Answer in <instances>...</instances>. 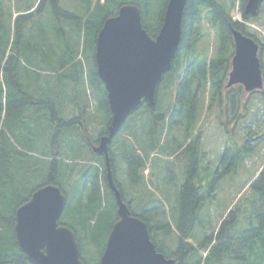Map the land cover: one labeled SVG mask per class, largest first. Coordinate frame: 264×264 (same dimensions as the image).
Wrapping results in <instances>:
<instances>
[{"label": "trees", "instance_id": "16d2710c", "mask_svg": "<svg viewBox=\"0 0 264 264\" xmlns=\"http://www.w3.org/2000/svg\"><path fill=\"white\" fill-rule=\"evenodd\" d=\"M43 1L40 0L38 5ZM167 1L135 0L117 4L116 0H95L92 4L91 0H85V5L82 3L86 11L84 19H77L73 13L62 12L58 0L50 2L54 22L48 24L49 29L43 30L58 37L63 35V32L68 35L80 32L84 35L87 50L85 54L88 69L86 72L87 85L96 99L97 108L104 111L106 121L96 142L106 134L111 120L106 92L97 76L94 61L98 32L106 19L116 16L122 5L130 4L139 8L143 28L154 39L163 22ZM246 2L247 0H189L186 3L181 18L178 51L172 60L170 70L164 74L158 85L155 104L151 107L143 102L137 109L141 107L146 109L145 113L139 116L142 119L146 117L144 123L140 125L145 138L144 135L142 138L136 136L139 126L137 128L126 127L131 117H135L140 109L126 120L108 146L112 180L122 199L131 214L146 224L150 240L157 251L166 258L173 259L175 264H264V190L252 203L254 207L257 206L255 213L251 214L244 207L232 209L221 217L219 225L213 227L208 233L205 232V227L201 226L200 216L203 212H201L202 206L198 204L202 195V177L199 174V160L202 158L200 152L202 132L198 126L204 109L218 111L222 116L229 118L227 122L233 121L235 112L233 114L229 111L223 113L222 110L225 108L220 107L224 104L223 96L229 97L231 92V89H225L233 53L231 32H242L243 25L232 21L230 13L238 5L243 20H249V17L244 14ZM30 9L29 7L27 10ZM8 15L0 8V31L6 28L4 18ZM26 16L30 15H19L18 18H26ZM59 16H64L69 21L64 24L60 23ZM72 20L79 22L72 23ZM153 21H155L154 26ZM260 24L264 27V20ZM245 30L249 32L250 29ZM250 31L257 33L255 30ZM211 34H213L212 37H210ZM53 41L56 40L53 39ZM201 42L206 44V52L212 45L215 53L208 55L205 49L201 50ZM56 46L58 51H63L61 54L64 60L60 63V67H50L48 68L50 72L42 74L45 76L47 88V94L44 93V97L40 95L41 90H34V86L37 85L33 82L32 75L37 80L41 75L40 72L22 67L18 52L5 58V46L0 48V73H2L6 86L5 113L8 116L11 114L14 128H18V133L13 136L15 141L13 145L8 144L6 136L1 138L0 143V264H32L20 251L15 239L13 230L15 210L26 203L37 188L49 184L59 187V173L66 179H70V176L74 177L70 179L71 191L69 193L62 191L66 197L64 211L69 212L70 220L67 222L61 220L59 225L68 227L76 235L83 264H98L108 234L118 220L113 194L106 184L105 159L92 152V146L96 142L91 140L86 124L90 118V106L85 89L84 66L81 62H75L76 57L69 42L65 45L66 51L56 43L54 50ZM222 93L225 94L222 95ZM2 96L3 90L0 86L1 101ZM261 96L264 97V94ZM30 108L36 112L34 116L45 122L41 148L45 150L46 176L42 180L33 181L30 192L24 193L23 178L21 173H17L16 165L12 166L11 155L18 151V147L24 146V140L20 134L21 129L28 130V127H24V123L32 114L29 112ZM66 109L73 114L65 115L64 110ZM122 129L127 130L130 133L128 136L134 139L135 144L142 149L141 156L135 153L134 148L137 146L132 144L126 146L115 142V138ZM175 131L181 133L183 139L181 144H176L173 139L175 136L171 135ZM67 132L71 138L76 137L77 139L76 146L70 147V152L77 151L82 155L80 168L74 163L72 166L63 160L64 154L68 152L67 147L56 144L54 145L56 147L52 148L49 144L51 140H60ZM160 134L166 141L165 144L159 142ZM169 134L174 143L167 138ZM252 141V139L247 141V145ZM168 143L173 144L174 148L176 146V150L171 152L174 158H179L185 153H190L191 157L188 160L185 179L174 196L176 207L174 206L171 212L174 216L170 215L166 222L159 217L158 212L160 211L154 208L150 198L147 200L150 203H144L139 212L133 210L132 202L127 199L115 174V150L117 148L120 151L119 160L124 167L125 182L134 188V184L135 186L140 183L144 184L143 172L146 168L148 170V161L152 157L147 148L158 147L162 144L158 147L160 151L157 153L168 155L170 152H167L164 147ZM14 149L16 150L13 151ZM85 149L88 155L84 153ZM141 149L139 152H142ZM226 156L228 155L225 154L220 159L221 165ZM75 160L77 161V157ZM230 161L231 158L228 163ZM163 170L166 172L167 169L163 168ZM263 180L264 171H261L251 186L255 188ZM242 221L247 222L248 226L241 227ZM159 231L163 232L165 237L173 238L171 252H169V246L167 250L161 244L162 241L157 239L156 235Z\"/></svg>", "mask_w": 264, "mask_h": 264}, {"label": "rangeland", "instance_id": "374dc122", "mask_svg": "<svg viewBox=\"0 0 264 264\" xmlns=\"http://www.w3.org/2000/svg\"><path fill=\"white\" fill-rule=\"evenodd\" d=\"M51 1L52 0H44L38 5L40 0H0L1 10L7 15L9 14L7 18H4V25L6 28L0 31V48L5 46V58L10 55H15L18 52L22 67L40 72L41 75L37 80L36 77L32 75L33 82L37 85L34 86V90H41L40 95L44 97V93L47 94V88L45 85V76L42 74L50 72L48 69L50 67H60V63L64 60L61 54L63 51H58L57 46L54 50V45L55 43L59 44L60 48L66 51L65 45L69 42L76 57L75 62H81L84 66L85 89L90 106V118L86 124L90 132L89 135L91 140L96 142L95 140L99 132L105 127L106 121L104 111L97 108L96 99L92 96V91L87 85L86 72L88 69L85 61L87 50L85 47L84 35L80 32H73L69 35L63 32V35L61 34L58 37L47 30H43L49 29L50 26L48 24L54 22L51 13ZM94 1L95 0H91L92 4H94ZM116 1L117 4H119L123 1L133 2L135 0ZM84 2L85 0H58V5L62 12L73 13L77 19H84L86 12ZM29 7L31 8L29 12L23 13L27 11ZM28 14L30 16H26V18H18L19 15ZM236 14L237 13L232 14L235 19L237 18ZM260 14L261 16L255 23L257 30L254 28H252V30L263 32L264 34V27L260 24L264 20V2L261 5ZM58 21L64 24L69 20L64 16H59ZM78 22L77 20H72V23L77 24ZM152 23L154 26L155 21ZM212 36L213 34L210 35V37ZM53 39L56 41H53ZM205 48L206 44L201 42V50L204 51ZM206 53L208 55H213L215 53V49L212 48V45H210V49ZM0 86L3 90L2 101L0 100V143L1 138L6 136L8 144L13 145L15 142L13 136L18 133V128H14L11 114L8 116V114L5 113L6 86L2 73H0ZM55 94L54 92V95ZM259 95L260 94L251 95L250 97H253H249L250 99H247L244 94L240 96V98H238L239 105L242 104V108L244 103V109L234 111V122L232 121L231 123L230 121L227 122L229 118L222 116L218 111H207L205 109L203 111L204 114L198 126L202 132L200 141L202 158L199 160V174L202 177V195L198 204L200 207L202 206L201 212H203L200 216L201 226L205 227V232L207 233L210 232L213 227L218 226L220 218L232 209L244 207L251 214L253 212L255 213V208L257 206L254 207L252 203L263 193L264 180L259 182L255 188L251 186V183L258 177V174L264 171V97ZM140 109V111H136L139 112L135 117L130 116L132 119L129 125L126 126L127 128H133V126L137 128L139 126L136 131V136L138 138H142L144 135L140 130V125L143 124L146 119V117L143 119L139 117L145 113L146 109L143 107ZM29 112L32 114L24 123V127H28V130L25 129L24 131L21 129L20 134L21 138L24 140V146L18 147V151L14 149L13 151L15 152L11 155L12 166L16 165L17 173H21V177L23 178L22 190H24V193L30 192L33 183L37 180L44 179L46 176L44 168V160H46L44 157L45 150L41 148L44 139L43 132L45 130V122L34 116L36 112L33 111L32 108H30ZM64 113L67 116L73 114L70 113L68 109L64 110ZM230 117H232V115H230ZM124 124L122 126H124ZM68 134L69 132H67V134L64 133L60 140H51L49 144L52 145V148H55L56 146L54 145L56 144L67 147L68 152L64 154L63 160L69 165L73 166L74 163L75 166L80 168L82 166V155L77 151L74 153L70 152V147L76 146L77 139L76 137L71 138ZM128 134L130 133L127 130L122 129L115 138V142H119V144L121 143L126 146L130 144L137 146L135 140L131 139ZM162 134H160L159 142L165 144L166 141L163 140ZM170 134L167 138L171 142V135L175 136L173 139L176 144H181L183 142L181 133L175 131L171 135ZM250 139L253 141L247 145V141H250ZM95 145H97V142ZM161 145L158 147H161ZM158 147L147 148L150 150L152 157L148 161V170L146 168L143 172L144 184L140 183L137 184V186L134 184V188H132L129 183L125 182L124 167L121 160H119L120 151L117 148L115 150V174L123 191H125L124 193L127 199L132 202L133 210L139 212L144 203H150L147 201L149 200L148 198H150L154 208L160 211L158 212L160 213L159 217L167 222L170 215L172 217L174 216L171 213L173 207H176V205H174V196L178 187L185 179L187 166L189 165L188 160L191 154L185 153L182 154L181 157L179 156V158H174L171 152L176 150V146L174 148L171 143L164 145L166 151L170 152L168 155L157 153L160 151ZM134 149L137 155L143 154L139 146ZM140 149L142 152H139ZM84 153L87 155L89 154L87 149H85ZM225 154L228 156H226L224 163L221 165L222 162L220 159L223 158ZM75 157H77V161ZM230 158L231 161L228 163ZM73 160H75V162H73ZM163 168L167 169L166 172ZM62 176L61 173L58 174L60 180L59 187L61 191L69 193L71 191L70 179L74 177L70 176V179H66ZM133 189L135 190L133 191ZM61 220L66 222L70 220V214L67 210L63 211L60 221ZM240 226L247 227L248 223L242 221ZM156 236L160 242L162 241L161 244L165 246L167 250V246H169V252H171L173 238L165 237L161 231H159ZM193 244L195 245L196 243Z\"/></svg>", "mask_w": 264, "mask_h": 264}, {"label": "water", "instance_id": "95a60500", "mask_svg": "<svg viewBox=\"0 0 264 264\" xmlns=\"http://www.w3.org/2000/svg\"><path fill=\"white\" fill-rule=\"evenodd\" d=\"M189 0H168L163 22L151 38L134 5H122L104 21L95 42L96 73L102 82L111 120L93 153L103 155L106 184L113 194L118 221L108 234L98 264H175L157 252L147 226L133 216L112 180L108 146L125 120L143 102L153 107L158 85L170 68L180 42L181 18ZM262 0H247L244 13L255 16ZM235 55L226 87L236 84L252 92L262 88L258 45L232 31ZM66 199L56 185L39 187L15 211L14 235L20 251L32 264H83L74 232L58 221Z\"/></svg>", "mask_w": 264, "mask_h": 264}, {"label": "flooded vegetation", "instance_id": "af4514ba", "mask_svg": "<svg viewBox=\"0 0 264 264\" xmlns=\"http://www.w3.org/2000/svg\"><path fill=\"white\" fill-rule=\"evenodd\" d=\"M260 12H261V9H260V11L257 12V14L255 16L246 15V17L247 16L249 17V20L247 19L246 21H244L245 23L242 22L243 29H242V32H240V33L242 35L250 38L251 40H253L258 45L257 55L260 59L262 77H263V81H264V40L261 37V35H259L258 33H254L253 31H250L254 27L253 26L254 21H256L260 17ZM250 21H252V22H250ZM247 28L250 29L249 30L250 33L245 30ZM232 42H233V38H232ZM234 55H235V45L233 42V53H232V56L230 59V70H229V72L231 71V61H232ZM229 72H228V74H229ZM256 93L262 95V94H264V90L253 91V92L249 93V92L245 91V88L243 85L236 84L231 88V92H230L229 97L227 95H224L225 93H222V95H224L223 99H222L224 104L222 102L223 105H221L220 108L221 109L225 108V110L224 109L222 110L223 113H228V111H229L230 114H233V112L236 110L244 109V103H243L242 108H241L242 104L239 105L238 98H240V96H242L244 94V95H246V97L248 99L251 95L256 94ZM225 117H227V116H225Z\"/></svg>", "mask_w": 264, "mask_h": 264}, {"label": "bare ground", "instance_id": "6f19581e", "mask_svg": "<svg viewBox=\"0 0 264 264\" xmlns=\"http://www.w3.org/2000/svg\"><path fill=\"white\" fill-rule=\"evenodd\" d=\"M87 176V175H86ZM20 207V206H19ZM16 211V210H15Z\"/></svg>", "mask_w": 264, "mask_h": 264}]
</instances>
